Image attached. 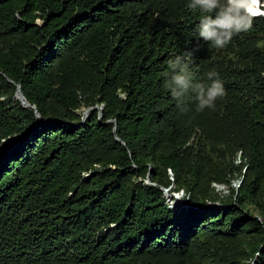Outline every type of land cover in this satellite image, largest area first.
Masks as SVG:
<instances>
[{"label":"trees","instance_id":"trees-1","mask_svg":"<svg viewBox=\"0 0 264 264\" xmlns=\"http://www.w3.org/2000/svg\"><path fill=\"white\" fill-rule=\"evenodd\" d=\"M188 2L0 0V264H264V15L217 50ZM184 52L214 110L172 97Z\"/></svg>","mask_w":264,"mask_h":264},{"label":"clouds","instance_id":"clouds-1","mask_svg":"<svg viewBox=\"0 0 264 264\" xmlns=\"http://www.w3.org/2000/svg\"><path fill=\"white\" fill-rule=\"evenodd\" d=\"M260 6L261 0H189L187 4L188 10L203 14L196 26V35L217 50L225 49L234 36L252 29L254 18L264 15ZM168 67L172 70L168 87L178 106L190 100L189 93H192L197 101V111L214 110L216 102L227 95L216 72L207 73L209 83L197 80L199 68L194 66L190 52L170 59Z\"/></svg>","mask_w":264,"mask_h":264},{"label":"rangeland","instance_id":"rangeland-1","mask_svg":"<svg viewBox=\"0 0 264 264\" xmlns=\"http://www.w3.org/2000/svg\"><path fill=\"white\" fill-rule=\"evenodd\" d=\"M260 36L261 35H259V37ZM238 154H239V150H237L236 153H235V159H234L235 162L238 161V158H237ZM168 178L171 179V175H169ZM238 181H239V177L235 176V177L230 178L228 183H218V182H215V181H211L210 185L212 186L213 192L217 196L224 197V196L229 194V191H230L229 187H232L233 189L236 188V186L238 185ZM170 186L173 189V184H169L166 187V191L162 190L163 196H165L164 202L167 201V198L169 197L167 195H170V194L178 195L179 197H182V196L186 195V193H184L182 188H179L177 191H173V190H171V188H169ZM173 201H175V200H173ZM175 204H176V202H175ZM210 204L218 205L219 203H218L217 200H214Z\"/></svg>","mask_w":264,"mask_h":264},{"label":"water","instance_id":"water-1","mask_svg":"<svg viewBox=\"0 0 264 264\" xmlns=\"http://www.w3.org/2000/svg\"><path fill=\"white\" fill-rule=\"evenodd\" d=\"M15 97H17V98L23 97V94L21 93L18 84H16V86H15ZM19 102H21V101H19ZM20 104H22L23 106H29V107H31L33 109V112H34L36 118H39V114H38V112H37V110H36V108H35V106L33 104H30L26 99H25V103H22L21 102ZM92 108H97L98 117L100 116V111H101V106L100 105H96V104H94V105H88V106H84L82 108L81 116H80L81 117V120L84 118V116L87 114V112L89 110H91ZM108 120H112L113 123H115L114 119H108ZM113 129H114V125H113ZM114 137H115L116 140L121 141L119 139V137L116 136L115 134H114ZM144 182L147 183V184H154V182H152V181L149 180L148 175H146V177L144 179ZM160 188L163 191H166V187L160 186ZM174 196H176V198H175L176 203H181V199L179 197H177V195H174Z\"/></svg>","mask_w":264,"mask_h":264},{"label":"built area","instance_id":"built-area-1","mask_svg":"<svg viewBox=\"0 0 264 264\" xmlns=\"http://www.w3.org/2000/svg\"><path fill=\"white\" fill-rule=\"evenodd\" d=\"M167 196H169V197L167 198V201H165V203L167 204L168 207H173V206L179 204V203L175 204L176 201H173V200H175L176 196H174L173 194H170ZM177 197H179V196L177 195ZM164 198H165V196H164ZM179 198L181 199V197H179ZM181 202H183V201L181 200Z\"/></svg>","mask_w":264,"mask_h":264},{"label":"bare ground","instance_id":"bare-ground-1","mask_svg":"<svg viewBox=\"0 0 264 264\" xmlns=\"http://www.w3.org/2000/svg\"><path fill=\"white\" fill-rule=\"evenodd\" d=\"M17 98V97H16ZM19 101H21L22 103H25V98L24 97H20V98H17ZM20 102V103H21Z\"/></svg>","mask_w":264,"mask_h":264}]
</instances>
